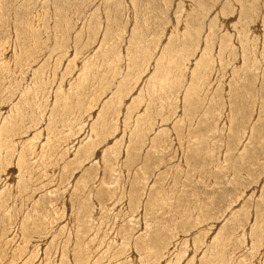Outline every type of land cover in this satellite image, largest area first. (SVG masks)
<instances>
[{"label":"rangeland","instance_id":"374dc122","mask_svg":"<svg viewBox=\"0 0 264 264\" xmlns=\"http://www.w3.org/2000/svg\"><path fill=\"white\" fill-rule=\"evenodd\" d=\"M0 264H264V0H0Z\"/></svg>","mask_w":264,"mask_h":264}]
</instances>
